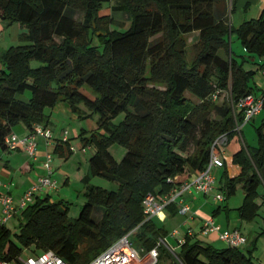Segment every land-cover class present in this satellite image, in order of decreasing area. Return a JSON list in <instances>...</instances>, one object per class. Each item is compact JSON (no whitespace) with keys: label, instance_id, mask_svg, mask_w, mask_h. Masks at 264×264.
Listing matches in <instances>:
<instances>
[{"label":"trees","instance_id":"trees-1","mask_svg":"<svg viewBox=\"0 0 264 264\" xmlns=\"http://www.w3.org/2000/svg\"><path fill=\"white\" fill-rule=\"evenodd\" d=\"M236 1L231 0L230 13ZM106 3L120 9L127 28L102 13ZM0 23L27 29L19 45L0 53V150L10 151L5 138L17 125L28 134L36 124L47 127L46 110L65 102L78 116H97V129L81 130L80 144L94 148L91 173L118 184L111 191L88 187L76 219L68 218L63 201L35 198L21 212L17 232L0 224V259L25 250L53 251L69 264H87L129 233L135 248H153L168 232L154 219L145 221L142 201L149 193L168 195L197 176L215 140L236 134L243 118L234 119L232 105L253 94L252 74L230 53L229 37L236 33L244 49L262 59L263 70L264 14L234 28L227 0H0ZM194 32L195 55L188 59L186 36ZM216 90L227 93L221 105L211 99ZM81 103L89 114H81ZM119 114L124 117L114 124ZM255 131L258 146L243 143L233 154L239 174L231 178L224 169L216 182L225 199L213 217L228 209L238 187L244 194L240 220L257 216V190L264 187V119ZM112 144L126 150L119 162L108 151ZM64 147L72 153L68 139L55 140L53 151L64 153ZM96 208L103 213L98 221ZM167 208L177 213L174 204ZM258 237L264 238V229ZM193 239L186 235L178 251L183 264H258L256 241L243 252Z\"/></svg>","mask_w":264,"mask_h":264},{"label":"rangeland","instance_id":"rangeland-1","mask_svg":"<svg viewBox=\"0 0 264 264\" xmlns=\"http://www.w3.org/2000/svg\"><path fill=\"white\" fill-rule=\"evenodd\" d=\"M119 8H115L114 4L106 3L103 5V12L105 14H108L112 16L116 21L122 22L125 19V16L123 13H120ZM248 12L247 20L250 19H256L259 17L260 13H258V10L255 7H250V10ZM124 24L127 28L129 23L124 21ZM27 29L23 26H21L18 23L13 24H6V23H0V53L2 51L7 50L11 46L19 45L18 37L20 34L25 33ZM188 48H189V54L188 59L192 58L195 55V50L192 47L197 41V36L195 34H189L186 36ZM229 51L232 54V56L242 64V68L245 71H248L252 74L250 78V85L252 87L253 96L255 98H263L264 97V76L262 74V70L260 69V64L262 63V59L254 54L248 53L244 47L242 46L238 36L236 33H232L229 37ZM83 92L87 94L89 97H92V93L90 90L83 89ZM189 97V94L187 95ZM26 97V96H25ZM227 101V93L225 91H222L219 97L213 101L217 105H221L223 102ZM81 114H89L87 108L84 106V104L79 105ZM49 110H46V114ZM71 114L75 115V118H67L66 116H60L59 120H57L54 125V128L52 130V147L49 148V152L52 154V160L50 162V166L53 170V178L55 179L57 183V189H54L50 192H47L46 190L39 193L37 195V198H45L48 195V199L51 202H58L63 201L67 206V216L69 219H76L82 206L86 202V196L85 193L88 190V187H94V188H100L105 191H111L116 190L118 188V184L114 181H110L104 177L94 175L91 173L90 166H89V159L94 153V148L91 147H82L79 140V133L81 130L85 129L87 134H89V129H94V131L97 129V116H78L77 114H74L71 112ZM124 115L119 114L117 117L113 119V123L117 124L123 119ZM262 119H264V107L261 109V111L249 122L247 123H241L239 126H241L240 132H236L231 139L230 142L226 145L221 146L222 153L219 151V147L216 146L215 152L218 154H221L224 160H229L232 165V157L233 154L236 153L237 148L243 144L246 143L248 147H257L258 146V140L256 136L255 129L259 127L261 124ZM67 132V139L71 146L74 147V151L72 153H69L66 151V148L64 147V153L60 152H54L53 146L55 144V140H62L63 132ZM101 132V131H100ZM240 134V135H239ZM39 139H37V143L39 146ZM39 147H37L38 149ZM109 153L113 156V158L116 161H120L124 154L126 153V150L123 146L118 144H112L108 148ZM44 154L46 150H43ZM12 153V151L10 152ZM38 154V150H37ZM30 160V158H28ZM31 161V160H30ZM41 166V163H40ZM239 168V167H238ZM240 171V169H239ZM223 170L216 169L213 170V175L217 180L220 179L221 174ZM14 174V172H13ZM19 175V174H18ZM24 177V176H23ZM85 177H88V183L83 182V179ZM20 176H17V184L19 181ZM5 183L4 181H2ZM13 198H15V202L20 198L17 197L16 191L14 192L11 190ZM218 192L217 190H213L209 195L208 198L211 200L210 204L212 206H215L217 203L212 202L213 196L215 193ZM221 192V191H220ZM258 194L264 193V187L260 185L257 190ZM4 193V192H2ZM244 194L241 188H237L235 193L228 199L229 205L231 206H240L242 204ZM36 198V199H37ZM258 198H262L259 196ZM257 198V199H258ZM256 199V200H257ZM214 201V200H213ZM263 202V200H262ZM233 209L231 207V210H229L230 213H237V216L240 219V215L238 210ZM1 210V207H0ZM1 212V211H0ZM262 211L260 210V214L262 215ZM102 210L99 208L95 209L94 212V219L96 221L100 220L102 217ZM221 214V215H220ZM165 215L167 217V220L165 222H159L154 218V222L158 225V227H162L165 231H167L169 234L175 230H178L179 232H185L186 227L188 228V224L185 225L183 222L186 220L185 217L181 214H174L171 215L170 212L166 211ZM1 217V213H0ZM214 221L219 225H225L226 219H225V213L224 211L219 212L214 217ZM24 217L21 212H18L14 217L9 220L5 225L10 230H12L13 233L17 232L18 225L21 221H23ZM159 220V219H158ZM259 221L258 219L256 222ZM253 222V220L251 221ZM251 222H243V230H247L249 227L247 223ZM181 225H184L185 229H181ZM222 226V227H223ZM224 229V227L222 228ZM249 230V229H248ZM198 232V230H197ZM198 237H193V240L202 241L204 243L210 244L215 249H224L227 248L228 245L221 241L218 237L213 239L212 235L209 236H202L200 233H198ZM131 240L135 242V237H130ZM171 244H173V241L170 240ZM256 254L263 253V250H256V248L253 250ZM29 255H33L29 250H25L22 252L23 257H27ZM256 256V255H255ZM159 264H170V261H164V259H161Z\"/></svg>","mask_w":264,"mask_h":264},{"label":"built area","instance_id":"built-area-1","mask_svg":"<svg viewBox=\"0 0 264 264\" xmlns=\"http://www.w3.org/2000/svg\"><path fill=\"white\" fill-rule=\"evenodd\" d=\"M1 38V35H0ZM264 76V69L262 70ZM221 90H216L212 96V101H215L221 94ZM264 97L255 98L253 95L245 96L240 99L235 105H232V114L234 119L240 114L243 118V124L252 120L263 108ZM241 126L237 124L236 131H240ZM42 138L45 141L47 148L41 161V168L44 174L38 176L35 181L22 193L20 198L15 202L14 198L8 192L0 193L1 217L0 224H6L18 212L25 210L34 200L37 195L43 191L50 192L57 189V183L53 178V170L50 166L52 154L49 148L52 147V131L48 127L36 124L33 126L32 132L22 138H16L13 134L5 138V144L10 151H22L32 161L38 160L37 154V139ZM67 141V132H63L62 142ZM228 141L226 135L218 137L209 155V162L206 168L194 176L190 180L184 182L179 187L173 188L168 195L157 197L151 193L147 194L142 201L143 213L145 221L158 218L164 220L163 212L171 204L177 205V213L186 216L190 213V207L183 200V195L186 193H197L209 195L216 185V179L213 175V170L222 168L224 161L221 154L214 150V146L219 147L225 145ZM70 151H74V147L70 145ZM221 153V152H220ZM224 195L221 192H216L213 200L218 203L224 202ZM199 233L203 236H208L212 233H217L218 238L225 242L228 247L241 248L247 243L240 231L223 230L219 231L212 217L203 220ZM131 233L124 235L108 248L99 253L94 259L87 264H159L162 255H168L170 264H183L178 256L180 247L185 243V236H182L178 230L167 233L164 236H158L153 248L146 250L135 248L132 244ZM187 236L193 237L188 231ZM170 240L173 241L171 244ZM0 264H69L63 258L55 254L53 251H45L39 254L23 257L17 255L10 260H1Z\"/></svg>","mask_w":264,"mask_h":264},{"label":"crops","instance_id":"crops-1","mask_svg":"<svg viewBox=\"0 0 264 264\" xmlns=\"http://www.w3.org/2000/svg\"><path fill=\"white\" fill-rule=\"evenodd\" d=\"M251 6L255 7L258 10V13H260V15L264 14V0H237L233 13H230L231 0H227L229 21L234 28L239 27L244 21H247V17H248L247 11L250 10ZM192 34H195V36H197L198 32H194ZM86 96L88 95L86 94ZM47 115L49 117V122H50V124L47 127H49L51 131L53 130L55 126L54 124L57 123L56 121L59 120L60 116H66L67 118H72V117L75 118V115L71 114L69 105L65 102L58 103L53 109L48 111ZM92 131H94V129L90 128L89 132ZM28 133L29 130H27L22 124L17 125L12 130V134L16 138H22L28 135ZM38 142H39V146H37L39 147L37 149L38 160L36 162L30 161L28 159V156L22 151H12V153H10L11 151L0 150V193L8 192L13 197L11 192V190H13L14 192L16 191L17 193L16 195L19 198L22 195V193L31 185V183L35 181V179L38 176L44 173L43 169L40 166V162L44 155L43 150H47V148L45 146L44 139L41 138L39 139ZM229 142L230 140H228L225 143V145ZM238 150L239 147L237 148L236 151ZM220 152L222 153V151ZM223 161H224L223 167L216 168V170L218 171V169H222V170L226 169L229 177L231 178L236 177L239 174L238 166L232 165L229 160L223 159ZM17 176H20L18 184H17ZM2 181H4L5 183H3ZM216 182H218L217 179ZM259 196H261L262 198H258L257 200H255L256 204L259 206V210L253 222L247 223L249 230L248 229L243 230V225H244L243 221L239 219L237 213L229 212V210H231V207H233V209L236 207L229 205V202H227V208H228L226 209L227 211L223 210L226 219V224L224 226L222 225L224 229H222L223 227L220 224L218 225L215 221L214 223L219 231L233 230V229L240 231V233L247 239V243L240 248L243 252L250 250L252 246V242L256 241L255 243L256 250L258 249L261 250L262 248L263 253L261 252L259 254H256L255 252H253V257L258 264H264V238L258 237V235L264 229V193L260 194ZM182 198L184 202L189 205L190 213L184 216L186 220L183 222V224L185 225L188 224V228L185 226L186 227L185 232L180 231V234L182 236H186V233L190 231L193 237L195 236V238H197L203 220L209 217L213 218L212 215L213 212L217 208L223 207L224 202L223 203L216 202L217 204L215 206H212L210 204L211 200L208 198V195H202L197 193H186L183 195ZM212 202L215 201L212 200ZM174 205L177 210V205L176 204ZM239 207L240 206H238L235 209L237 210ZM260 210L263 212L262 215L260 214ZM166 211L169 212L168 208L165 209V211L163 212L164 220L162 221L161 219H159L158 220L159 222H165L167 220V217L165 215ZM257 219L259 221L256 222ZM180 227L181 229H185L184 225H181ZM210 235H212L213 239L218 237L217 233H212Z\"/></svg>","mask_w":264,"mask_h":264}]
</instances>
